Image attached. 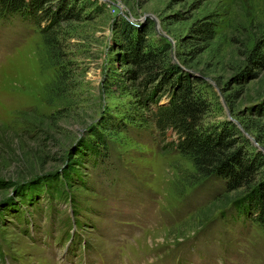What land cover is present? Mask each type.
Returning a JSON list of instances; mask_svg holds the SVG:
<instances>
[{
  "label": "rangeland",
  "instance_id": "rangeland-1",
  "mask_svg": "<svg viewBox=\"0 0 264 264\" xmlns=\"http://www.w3.org/2000/svg\"><path fill=\"white\" fill-rule=\"evenodd\" d=\"M78 1L60 63L28 13L0 15V264H264V227L233 205L245 191L188 184L176 134L154 125L168 92L140 106L118 23L199 78L204 125L230 120L264 151V0Z\"/></svg>",
  "mask_w": 264,
  "mask_h": 264
},
{
  "label": "trees",
  "instance_id": "trees-1",
  "mask_svg": "<svg viewBox=\"0 0 264 264\" xmlns=\"http://www.w3.org/2000/svg\"><path fill=\"white\" fill-rule=\"evenodd\" d=\"M78 2L0 0V15L16 13L24 16L28 13L31 22L37 26L48 55L54 62L60 63L63 53L59 28L62 23L79 19L80 10L84 5H79ZM118 21L121 26L119 33L123 40L122 45L134 65L131 70L140 77L138 84L141 86L137 96V100L141 102L140 106H145L144 100L154 103L162 91L168 92L167 101L156 105L151 111V116L160 132L171 128L176 134L175 140H170L169 144L175 146L181 155L186 156L193 166V170L188 173L191 177L188 184L210 175L221 177L225 181L227 191H245L233 200L235 208L239 211L245 208L246 213L264 227V151L250 145L244 132L230 120L221 122V125H204L202 115L207 110L208 101L204 93L196 88L195 84L199 78H191L186 73L179 72L170 63L164 53L166 44L162 47L140 41L137 32L130 34L124 30L129 26L126 19L120 16ZM191 29L202 40L210 38L213 32L210 21L193 23ZM260 55V52L252 51L248 58L257 62ZM156 79L159 82L157 81L149 91ZM95 140L102 142L99 138ZM90 148L93 157L97 154V147ZM62 177L64 182H67L66 176ZM32 184L30 185L34 187ZM19 194L21 197L26 196L25 191H20ZM225 199L227 200L221 198L220 201L223 203Z\"/></svg>",
  "mask_w": 264,
  "mask_h": 264
}]
</instances>
